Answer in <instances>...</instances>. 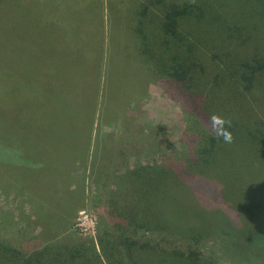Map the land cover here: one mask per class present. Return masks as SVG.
Here are the masks:
<instances>
[{
  "label": "trees",
  "instance_id": "trees-1",
  "mask_svg": "<svg viewBox=\"0 0 264 264\" xmlns=\"http://www.w3.org/2000/svg\"><path fill=\"white\" fill-rule=\"evenodd\" d=\"M42 1L0 0V23L10 31L13 21L19 24L17 35L10 33L15 44H0V189L24 196L34 206L31 222L46 226L43 234L51 236L59 219L77 208L81 192L65 193L81 191L74 167L89 160L86 172L96 199L105 207L106 222L113 224L107 230L102 222L98 239L111 264H264V0H116L115 6L107 0L108 26L104 1L96 0L99 41L84 44L81 32L79 42L70 41L74 27H68L66 37L64 28L49 24L54 31L43 38L44 23L38 26L34 15ZM19 35L23 41H17ZM127 64L133 80L124 102L139 99L147 83L156 84L179 107L184 128L180 149L169 158L118 173L110 149L96 132L95 143L92 137L106 74L122 80L119 71L129 69ZM80 88L84 94L78 96ZM213 116L225 121L230 143L218 134L219 126L214 128ZM56 118L65 129L67 121L81 118L86 129L82 160L71 152L66 156L68 144L74 147L81 136L47 130ZM47 164L63 165V173L74 180L51 177ZM222 192L246 199L242 206L234 204L243 215L239 224L220 208L226 204ZM59 198L66 199L65 207L55 204ZM194 207L198 223V215L190 212ZM214 234L229 260L220 262L222 253L203 251ZM41 238L30 249L25 242L0 240V264H103L89 239L66 244Z\"/></svg>",
  "mask_w": 264,
  "mask_h": 264
},
{
  "label": "rangeland",
  "instance_id": "rangeland-1",
  "mask_svg": "<svg viewBox=\"0 0 264 264\" xmlns=\"http://www.w3.org/2000/svg\"><path fill=\"white\" fill-rule=\"evenodd\" d=\"M103 1L102 14L105 22L104 25L106 24L108 26V2L107 0ZM97 2L98 1L96 0H43L42 3H40V6L36 8L38 10V15H43V17L40 18L37 14H34L38 18H36L38 26H42V21L44 23L43 38L49 39L52 35L54 30L50 27L49 24H51L52 26H58L57 28H64V34L66 37L69 35L68 27H74V36L70 38L72 43L79 42V38H76L79 32H81V44L86 43V41L98 42L100 37V34L98 33L100 29V16L95 10ZM115 2L116 0H114L113 6L116 5ZM2 11L3 5L1 4L0 12ZM71 22H73V24H71ZM18 27L19 24L13 21V30L10 31L7 30L5 25H2L1 22L0 44L3 42L10 43V41L15 44V37L11 36L10 33L14 32L17 35ZM20 36L21 35L18 36L17 41H23L19 39ZM66 37L64 39H66ZM48 41L51 40H45L44 42L47 43ZM70 41L66 40L65 44H70ZM123 59L124 58L121 56L120 60L123 61ZM127 66L129 67L130 72L126 67H123V72L119 71L122 80L113 79L111 72L106 74L107 78L105 80V88L101 86L99 89V103H97V112L95 115L92 137V142L95 143L94 134L96 132V135L98 136L97 140H103L105 143L104 147L110 149V152H112L113 155V168L116 169L118 173H121L124 170H129L136 164H144L148 161L160 162L161 159L169 158V155L172 154L173 151L180 149L179 139L184 128V118L179 107L168 100L163 94L161 88L156 84L151 82L147 83L138 95L139 99L131 96L136 99L137 103L133 102L134 98L131 100L128 99V102H124L127 101L124 99V95H127L130 82L132 83L133 80L131 65L129 66L127 64ZM113 69L115 68H112L111 70ZM61 77H63L66 81L71 79V76L65 73H62ZM66 81L61 80V82L69 89ZM36 84L39 85L38 83ZM82 85L83 84L81 83V88H83ZM86 88L88 87L86 86ZM80 89L77 91L78 96L84 94V90ZM87 92L88 91H85V94ZM69 95L73 96L74 93L71 92ZM79 120L80 121L75 118L71 121H67L69 126L65 129L64 126V128H61L62 125L60 124L59 119L56 118L54 123L51 124V127H49L50 125L46 127H48L47 130H49L52 134H56L60 131L62 134H65L64 136H81V140L78 139L79 143H73L74 147L69 148L68 144L66 150L69 152L66 156H69L71 153L73 155L77 154L82 160L85 147L84 138L86 136V129L80 125L81 118H79ZM47 123L48 121L45 119L44 124L46 125ZM107 154L108 151L106 149L102 155L104 162L108 158ZM36 156L38 159H42V156ZM43 159L46 158L43 157ZM43 159L42 162H44ZM99 166H101V164H99ZM105 166H107V164H105ZM44 167L48 168V173H54L53 175H50L51 177L60 175L64 178L66 177L65 182L68 180H74L71 179L72 176H70V174L66 175L63 173V165L57 167L56 169H53L48 164ZM74 168L77 170L76 177L79 179L83 178V183L85 182L84 188H86L81 191H79V189H76L75 191L70 189L71 195L70 192L67 194L65 193L67 197H71L73 194H76L77 196L81 192V198L79 197L80 200L75 198V202L77 201V203H79L77 208L69 215H64L61 219H59L60 223H58V227L54 231L55 233L51 234V236L46 233L43 234V230L46 231V226L31 222L35 220L32 213V207L34 206L29 203L24 196H21L16 192L10 193L9 191L5 192V190L0 189V240H7L16 245H20L21 242H25L26 249H30L42 240L41 237H44L45 241L47 240L48 242L51 240L53 242L66 244H70L71 241L77 237L79 240L89 239L93 241L102 263L111 264V261H114L113 258L111 256H107V253H102L100 247L98 246V239L100 231L102 230L101 227L108 225L107 230H113L111 228L113 227V224L109 223L111 225L110 226L106 222L105 207H103L96 199L97 191L92 182V175L87 174L86 172L90 169V161L81 162L79 166ZM24 173L26 172H23L22 170L21 175ZM32 173L33 170H30V174ZM1 174L4 175L2 172ZM1 174L0 185L4 184V182L1 181L3 178ZM262 177L263 175L257 176L255 181L258 182L262 179ZM21 178V183H23L24 178L22 176ZM50 193L54 194L56 192L50 191ZM222 193V199H226V204L222 202L220 208L228 215L230 214L229 216L232 217L233 221H236V223L239 224L243 215H241V212L238 208H236V206H242L246 199L239 193ZM195 198H197L199 203L202 202V204H205L206 206L210 205V202L205 199L198 197ZM232 198L236 200V203H233ZM55 202V204L59 207L66 206V199L64 202L61 198H59V200ZM68 207H71L70 209H72V204H69ZM196 208L197 207L192 209L190 208V212L193 216L194 214L198 215L194 217V220L198 223L201 218L199 217ZM115 229L116 232H111L112 236L110 241L112 242L117 240L118 230L117 228ZM210 231H207V233ZM215 235L216 234L208 238L203 251L207 252V254H215L216 256L218 253H222L218 254L220 262L225 259L229 260V256H226V258L223 251L220 252L223 248L219 249L220 243L217 242ZM104 238L107 237L105 236ZM27 239L30 240L27 241ZM234 259L237 258L234 257ZM222 264H224V261Z\"/></svg>",
  "mask_w": 264,
  "mask_h": 264
},
{
  "label": "clouds",
  "instance_id": "clouds-1",
  "mask_svg": "<svg viewBox=\"0 0 264 264\" xmlns=\"http://www.w3.org/2000/svg\"><path fill=\"white\" fill-rule=\"evenodd\" d=\"M213 126L216 128V126H219L217 128V132L219 135H221L226 143H230L232 140L231 134L225 130H223V125L225 124V121L219 117L213 116Z\"/></svg>",
  "mask_w": 264,
  "mask_h": 264
},
{
  "label": "crops",
  "instance_id": "crops-1",
  "mask_svg": "<svg viewBox=\"0 0 264 264\" xmlns=\"http://www.w3.org/2000/svg\"><path fill=\"white\" fill-rule=\"evenodd\" d=\"M84 183H83V178H81V190H84L86 188V187L84 188Z\"/></svg>",
  "mask_w": 264,
  "mask_h": 264
}]
</instances>
